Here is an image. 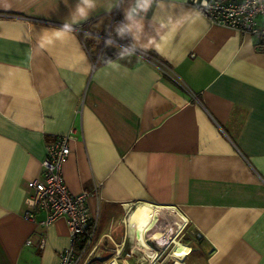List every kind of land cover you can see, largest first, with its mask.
Returning <instances> with one entry per match:
<instances>
[{
	"label": "crops",
	"instance_id": "obj_1",
	"mask_svg": "<svg viewBox=\"0 0 264 264\" xmlns=\"http://www.w3.org/2000/svg\"><path fill=\"white\" fill-rule=\"evenodd\" d=\"M77 2L0 0V264H59L71 245L63 217L44 227L23 212L47 144L73 127L64 181L72 194L89 192L99 240L122 224L126 207L141 216L154 205L179 214L175 237L189 246L182 260L169 256L172 264H264L257 38L211 23L186 0L193 14L152 50L118 59L105 41L130 43L114 28L132 0H96L74 32L60 30ZM125 241L116 249L127 254L122 264H143V251ZM151 246L157 258L166 248Z\"/></svg>",
	"mask_w": 264,
	"mask_h": 264
},
{
	"label": "built area",
	"instance_id": "obj_2",
	"mask_svg": "<svg viewBox=\"0 0 264 264\" xmlns=\"http://www.w3.org/2000/svg\"><path fill=\"white\" fill-rule=\"evenodd\" d=\"M209 3L210 10L201 8L200 0H189L211 23L254 36L264 48V0H209ZM76 135L73 127L49 142L41 161L40 176L26 182L24 217L44 227L60 217L67 223L72 242L60 253L59 264H78L96 248L97 217L91 216L86 203L89 192L72 194L63 176V163L70 153L69 143ZM38 214L43 216L39 221ZM78 245L82 247L80 250Z\"/></svg>",
	"mask_w": 264,
	"mask_h": 264
},
{
	"label": "clouds",
	"instance_id": "obj_3",
	"mask_svg": "<svg viewBox=\"0 0 264 264\" xmlns=\"http://www.w3.org/2000/svg\"><path fill=\"white\" fill-rule=\"evenodd\" d=\"M123 3L124 0H117L114 7ZM200 7L210 10L212 5L209 0H200ZM96 8V0H78L69 18L71 23L65 22L60 30L68 33L74 32L73 25L87 20ZM193 11L194 9L186 7V0L185 3H178L177 0H132L129 7L124 9V20L114 28L116 38L120 40L130 38V43L123 46L118 45L109 34L105 44L117 47L118 59L137 56L138 52L139 55L147 54L158 43V38H161L163 32L171 31L175 24L184 17L192 15ZM196 11L199 14L198 10ZM84 61L87 69L91 70L92 65L88 63L86 56ZM105 63L111 64L113 61L106 60Z\"/></svg>",
	"mask_w": 264,
	"mask_h": 264
},
{
	"label": "bare ground",
	"instance_id": "obj_4",
	"mask_svg": "<svg viewBox=\"0 0 264 264\" xmlns=\"http://www.w3.org/2000/svg\"><path fill=\"white\" fill-rule=\"evenodd\" d=\"M132 211V208H130L125 218L126 222H124L129 223L133 230L129 238L133 244V254L143 251V254L147 257L153 258L157 251L151 246V244L153 245V242L156 243L154 241L156 239L158 242L162 243L161 248H165L169 241H173L175 246L172 248L169 255L175 260H182L184 258L189 250V246L180 243L174 238L176 230L178 229L179 214L177 212L172 209L153 205L152 207L146 208L141 216L136 215L135 220L140 223L137 225L132 217H130ZM152 214H156V217H154V221H151V224H148ZM160 239L163 240L160 241ZM147 241H150V243Z\"/></svg>",
	"mask_w": 264,
	"mask_h": 264
},
{
	"label": "rangeland",
	"instance_id": "obj_5",
	"mask_svg": "<svg viewBox=\"0 0 264 264\" xmlns=\"http://www.w3.org/2000/svg\"><path fill=\"white\" fill-rule=\"evenodd\" d=\"M132 207H134V206L126 207L125 213L123 212L124 215H123V218H122V224L117 225L116 229L113 230L112 234H110L109 237H105V238L99 240V238L96 235V237H95V239H96L95 240L96 248L94 249V251L86 254L83 258H81V260L78 262V264H104L105 262H107L112 257H116V259L119 262V264H122V259H123V257L127 256V254L124 251H121V252L117 253L116 249H117V245L121 243L122 239L126 240L125 241L126 245H129V246L133 245L132 242L129 239L130 237H128V235H127V232L132 231V227H131L130 224L127 223V225H126V223H125L126 222L125 218H126L128 212H129L130 208H132ZM137 213L138 212H135L133 214V212H131V216L130 217H132V216L136 217ZM140 213L141 212H139V214ZM155 215L156 214H152V217L149 219V223L148 224H151V221H154V219H155L154 217H156ZM132 219L134 220V222L137 225L140 224L138 221L135 220V218H132ZM175 235H176V233H175ZM174 238H176V237H174ZM177 238H176V240L179 241ZM196 239H198V238H197L196 235H194V240H196ZM154 241L157 242L156 239ZM147 242L150 243V241H147ZM169 242L174 244L173 247L175 246V243L173 241H169ZM180 243H182V242H180ZM153 245L158 247L160 244H157V243L153 242ZM173 247H171V245L169 244L164 249V251L161 253L160 258H157V255H158L159 251L156 253V255L153 258H149L145 254H141L140 256L143 257L142 263L143 264H148V262H150V264H151L154 260H156L155 264H159V262H160V264H172L173 260L170 258L171 256L169 255V253H170V251L172 250ZM158 248H161V246H159ZM131 260L133 262H136L135 259L131 258Z\"/></svg>",
	"mask_w": 264,
	"mask_h": 264
},
{
	"label": "trees",
	"instance_id": "obj_6",
	"mask_svg": "<svg viewBox=\"0 0 264 264\" xmlns=\"http://www.w3.org/2000/svg\"><path fill=\"white\" fill-rule=\"evenodd\" d=\"M77 248L80 250L82 247L78 245Z\"/></svg>",
	"mask_w": 264,
	"mask_h": 264
}]
</instances>
